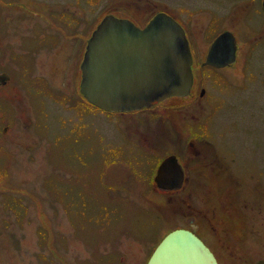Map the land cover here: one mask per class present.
<instances>
[{"label":"rangeland","instance_id":"rangeland-1","mask_svg":"<svg viewBox=\"0 0 264 264\" xmlns=\"http://www.w3.org/2000/svg\"><path fill=\"white\" fill-rule=\"evenodd\" d=\"M161 9L187 24L202 60L219 31H233L239 43L233 66L200 68L193 56L190 94L168 97L151 110L112 113L73 98L82 34L108 12L145 25ZM253 10V0H0V59L5 56L18 80L6 93L0 89L15 118L0 139V264H145L162 236L185 224L181 210L198 208L201 197L227 210L225 189L211 194V184L194 179L196 190L184 199L157 193L151 178L165 155L181 157L199 137L190 120L202 114L191 99L202 84L209 91L204 112L218 98L213 133L206 134L210 145L237 159L231 161L235 177L264 168V12ZM216 71L222 76H212ZM31 109L47 130L39 129ZM164 112L170 117L162 118ZM174 115L181 125L169 119ZM230 187L246 206L227 225L202 214L201 235L220 264H254L264 259V196L239 180Z\"/></svg>","mask_w":264,"mask_h":264},{"label":"water","instance_id":"water-1","mask_svg":"<svg viewBox=\"0 0 264 264\" xmlns=\"http://www.w3.org/2000/svg\"><path fill=\"white\" fill-rule=\"evenodd\" d=\"M235 58V37L223 31L212 41L206 62L224 65ZM192 55L182 25L165 11L140 27L126 17L106 14L92 31L81 61L80 90L107 110H133L169 96L189 94ZM180 166L174 155L159 164L155 180L166 187L165 168ZM165 182V183H162ZM146 264H219L213 251L193 231H168ZM256 264H264L260 259Z\"/></svg>","mask_w":264,"mask_h":264},{"label":"flooded vegetation","instance_id":"flooded-vegetation-1","mask_svg":"<svg viewBox=\"0 0 264 264\" xmlns=\"http://www.w3.org/2000/svg\"><path fill=\"white\" fill-rule=\"evenodd\" d=\"M253 3H254L253 12L254 11L259 12V13L264 12V0H253ZM69 7H70L69 5H64V8H69ZM72 9L76 10V8L74 6H72ZM190 11H191L190 12V14H191L193 12V10L190 9ZM166 12L171 14L176 20H178L185 30V34H186V37L188 39V43H189V47H190V51H191V55H192V64H191L192 72H193V63H194L193 56L197 57V59L199 60L200 68L211 67L214 69H221L222 70L224 68L225 69L231 68L233 66V63L238 58L237 47L239 46V43L237 41L238 40L237 36H236V34L233 33V31H231L228 28H223L221 31L218 32L217 35H219L223 31H230L233 33V35L235 37V58H234V60L229 62V63H226L224 65H212V64L207 63L205 61L208 49H209L212 41L208 46V49H207L206 54L204 56V60H202L203 56L200 57V56L196 55L193 51L191 38H190V35L188 32L189 28H188L187 24L185 25L184 23H182L179 19H177V17L174 14L170 13L169 10ZM108 13H110V12H108ZM112 14H114V13H112ZM114 15H116V14H114ZM132 21L135 24H137V22H135L134 20H132ZM260 21L262 23H264V16L261 18ZM90 24H91V22H90ZM90 24H89L87 29L90 28ZM137 25L144 26V24L143 25L137 24ZM91 33H92V31L89 34H86V33L82 34V37L85 39V42L81 44L79 55H78V57H75V60L73 62V74H72V78H71V83H72L71 85L73 88V91H72L73 98H75L77 101L81 102L82 104H84L88 107H91V108L94 107L95 109H101L103 111L112 112V113H119V114L128 113L130 111L136 113V111H138V110H142V109H147V110L150 109L151 110L154 107H158L159 104H161V102L163 100L158 102V103H155L151 106L141 107L139 109H134V110L120 111V112L119 111H109L107 109L98 107V106H96L90 102V100L80 90V83H81V78H82V71H81L80 65H81V61H82V58H83V55H84V52L86 49L88 39L91 36ZM214 38L212 40H214ZM1 44H2V41L0 38V48L2 46ZM0 52H1V50H0ZM4 53H6V52L4 51ZM4 62H5V56H4V59H0V89H2V91H4L6 93L7 89H10L13 85H15V83L18 82V80L13 75V70L10 69L11 67L7 66V64ZM216 73H219V72L216 71L212 76H214ZM219 74H221V73H219ZM221 76H222V74H221ZM37 77L41 81V83H43L42 76L37 75ZM193 83H194V74H193ZM193 83L191 86V90L193 87ZM199 85L200 84L198 83V86ZM39 90L41 93H45V90H42V87H40V86H39ZM191 90H190V92H191ZM198 90H199L198 94L196 96L192 97L191 100H195L197 105H199L200 113L202 115L197 116V119H195L193 121L190 120V123L195 122L196 126H198V129L200 131L199 137H196V140L190 139L188 141V143L185 147V151L181 155V157L178 153L171 152V153L165 155L160 160V162L158 163L157 168H158V166L162 160H164L168 156L174 155L179 166H180V171L177 169V167L174 164H169L168 166H166L165 173H166V176H168V178H169L168 180L165 181L167 184L166 187L159 186V184H157V182L155 180L157 168H156L155 174L151 178V183H152L153 190L156 192L158 191L157 193L165 194L168 196L170 194L176 193L180 197H183L184 199L186 198L185 195L190 196L196 190L192 187V182L194 179H195V181L200 182L199 183L200 185L211 184L212 188L209 191L211 194L217 190L218 191H220L222 189L226 190V192L229 195L228 198H224L226 200V203H227V210L224 209L225 210L224 211L221 205L213 203L212 200H210V199H204V197H201L203 202L198 203V205L201 204V206H199L198 208H194V210H193V209H191L193 207H191V205H190L191 208L186 209V210H181V212L178 214L179 217H181L183 215L184 222H185V224L181 225V227L187 228V229L193 231L195 234H197L209 246V248L213 251L215 257L217 258V260L220 264V260L217 256L216 252L213 250L212 246L205 239V237H203L201 235V232L203 230V222H206L203 219L202 214H205V215H211L212 214V218L214 220V223L217 224V226H218V224L220 225V222L222 220H224L225 225H227V223H230V215L235 216L236 214H240L241 210L244 208L243 205L246 206V204H247L246 202H243L241 200L240 196H236V188L235 187L231 188L230 185L236 183V180H239L240 182H242L246 186H248L250 189L255 190L257 192V195H259L260 197H263L264 196V186H263L264 184H263V181L261 180L260 177L264 176V168H262V167H259V168L249 167V170H247L248 172L246 174H243L242 178L235 177L237 172L235 171L236 169L234 170L235 167H234V164L232 165L231 161H233V162L236 161L235 163H237V159L233 155H230V154L227 155L225 153H222L215 146L212 147L210 145L211 142L206 137L207 133H213L211 131V129L209 128V124L211 123L213 115L216 113V111L218 109L217 103H216L218 98L215 101V105H213V108L210 111L204 112L205 104H204L203 98L205 100L209 99L207 96L209 91L204 87L203 84L201 86H199ZM69 96L70 95H68V97ZM185 96L186 95L174 96V97H185ZM190 101H188V102H190ZM0 103L2 105V106H0V139L5 140V138H2V135H6L9 127H14V125H15V118L13 117V114H12V109L14 112V108L11 104L12 101L7 100L5 97L1 96V94H0ZM38 103H39L38 102V96L33 94L32 104H38ZM68 105H71V104H68ZM169 106L170 105H164L163 110H165V111L169 110V109H167V107H169ZM3 109H5V110L2 111ZM169 113L170 112L162 113V115H163L162 118H166L167 116L170 117ZM203 115H204V117H203ZM31 116H32L31 117L32 119L35 118L37 120L36 123L39 126L40 130L44 131V130L48 129V125L46 123L42 124L41 122H39L38 118L34 115V112L32 111V109H31ZM42 118L43 117H41V120H42ZM169 119H171V121L175 120L178 125H181V123H180L181 118L179 116L174 115ZM2 120H5V122H3ZM33 123H34V120H32V124ZM43 125H44V127H43ZM179 130H182V129L179 128ZM193 141L196 142V149L195 150L192 147ZM0 148H2V147H0ZM187 149L191 150V153L189 156L185 155V152L187 151ZM233 152H235V151H233ZM194 161H195V164H198L199 166L196 165L195 167H193ZM165 182H162V183H165ZM202 186H200V187H202ZM227 188H228V190H227ZM230 188L232 191H230ZM239 190H241V188H239ZM200 212H201V215H199ZM217 213L218 214L221 213V214L218 215ZM199 216L202 217V220L199 219ZM167 219L173 220V216L169 215L167 217ZM204 226L207 228L206 224H204ZM210 228L212 231H216V227H210ZM215 235L217 236V238L220 236V235H218V232ZM259 259H263V258L259 257L258 259H256V262Z\"/></svg>","mask_w":264,"mask_h":264},{"label":"trees","instance_id":"trees-1","mask_svg":"<svg viewBox=\"0 0 264 264\" xmlns=\"http://www.w3.org/2000/svg\"><path fill=\"white\" fill-rule=\"evenodd\" d=\"M166 11H168V10H166ZM170 12V11H169ZM171 13V12H170Z\"/></svg>","mask_w":264,"mask_h":264},{"label":"bare ground","instance_id":"bare-ground-1","mask_svg":"<svg viewBox=\"0 0 264 264\" xmlns=\"http://www.w3.org/2000/svg\"><path fill=\"white\" fill-rule=\"evenodd\" d=\"M120 112V111H119Z\"/></svg>","mask_w":264,"mask_h":264}]
</instances>
